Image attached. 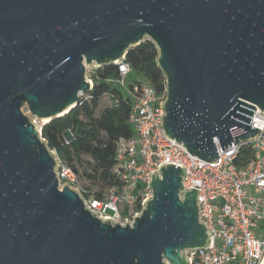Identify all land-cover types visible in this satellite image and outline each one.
I'll use <instances>...</instances> for the list:
<instances>
[{"label":"water","instance_id":"95a60500","mask_svg":"<svg viewBox=\"0 0 264 264\" xmlns=\"http://www.w3.org/2000/svg\"><path fill=\"white\" fill-rule=\"evenodd\" d=\"M145 39L167 85L166 134L215 162L256 136L264 111V0H0V264H190L211 246L183 166L151 174L135 221L103 220L60 189L43 125L78 106L87 66L117 65Z\"/></svg>","mask_w":264,"mask_h":264},{"label":"built area","instance_id":"2783aa9c","mask_svg":"<svg viewBox=\"0 0 264 264\" xmlns=\"http://www.w3.org/2000/svg\"><path fill=\"white\" fill-rule=\"evenodd\" d=\"M117 66L115 82L126 87L132 99L130 123L135 129L132 137L117 142L113 173L120 185L107 187L101 195L90 192L56 153L60 189L68 184L78 190L87 207L103 220L132 224L153 196L151 174L163 165L183 166L185 187L199 192L200 219L214 232L211 246L186 250L190 264H264V111L257 107L252 118L251 125L260 129L256 136L224 149L216 138L219 160L208 162L166 134V92L157 94L147 81H128L131 67L126 57ZM100 67L87 66V79L93 84L89 72ZM245 147H250L251 158L238 164Z\"/></svg>","mask_w":264,"mask_h":264},{"label":"trees","instance_id":"16d2710c","mask_svg":"<svg viewBox=\"0 0 264 264\" xmlns=\"http://www.w3.org/2000/svg\"><path fill=\"white\" fill-rule=\"evenodd\" d=\"M158 57L157 45L145 39L128 51L126 61L131 72L142 76L143 80H137L138 83L147 81L157 94H163L167 80ZM89 75L94 81L93 89L83 94L78 106L69 113L42 125V137L64 164L90 181L89 185H82L84 189L101 195L107 187L120 185L113 173L117 142L122 137H132L135 129L130 123L132 99L115 82L119 76L118 66L103 65L91 70ZM107 96L110 104L100 107ZM251 155L250 147H245L236 162L243 164ZM86 156L92 162H86Z\"/></svg>","mask_w":264,"mask_h":264},{"label":"rangeland","instance_id":"374dc122","mask_svg":"<svg viewBox=\"0 0 264 264\" xmlns=\"http://www.w3.org/2000/svg\"><path fill=\"white\" fill-rule=\"evenodd\" d=\"M140 79L143 80L142 76L136 74L135 72H131L129 74V76H128V81H130V82L137 81V80H140ZM120 87L123 89V91L125 92V94L128 95V90L126 89V87H123V86H120ZM110 101H111L110 97H108L107 99H106V97L103 98L102 101H101L100 107H103L105 104H110ZM23 112L25 114L29 115L30 118H31V120H33L35 122V124L39 128H41V126L43 125L44 122L41 121L40 119H38L37 117L33 116L30 113L29 108H28L27 105L23 107ZM85 161L86 162H92V159L90 157L86 156L85 157ZM81 170H82V168H81ZM80 181H81L82 185H89L90 184V181L84 175H82V174H81V177H80Z\"/></svg>","mask_w":264,"mask_h":264}]
</instances>
